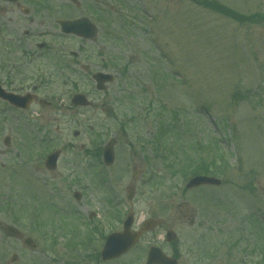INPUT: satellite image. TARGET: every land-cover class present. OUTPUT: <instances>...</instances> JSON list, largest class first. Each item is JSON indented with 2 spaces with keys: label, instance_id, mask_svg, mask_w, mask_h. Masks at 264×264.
<instances>
[{
  "label": "rangeland",
  "instance_id": "obj_1",
  "mask_svg": "<svg viewBox=\"0 0 264 264\" xmlns=\"http://www.w3.org/2000/svg\"><path fill=\"white\" fill-rule=\"evenodd\" d=\"M36 1L51 7L46 24H41V14V21L30 27L40 32L32 38L52 46L49 55L38 53L37 63H50L47 74L38 75L50 81L48 87L62 99L69 102L79 88L94 104L68 112L61 107L59 122L25 128V141L0 119V224L16 222L38 247H21L5 238L0 227V264H12L13 254L19 256L13 264H96L88 256L102 244L74 248L68 234L86 233L81 223H88L87 212L97 210L99 219L106 218L102 200L110 191L122 219L129 211L137 218L159 214L161 203L173 196L187 202L192 213L195 198L186 188L192 169L185 170L202 158L218 169L214 175L222 180L219 190L227 197L224 208L230 221L224 218L221 224L234 229L236 218L250 212L253 200L239 190L246 181L254 180L264 211V0H78L81 6L70 0ZM16 14L0 19V28L15 30ZM79 16L98 25L97 39L62 35L58 21ZM61 60L79 70L82 64L92 69L71 85L66 82L70 74L58 76V68H51ZM101 69L115 76L105 93L96 91L91 77ZM52 134H58L55 143L63 149L54 172L37 153L31 160L27 156L32 149L49 152ZM3 136L10 137V145L2 144ZM113 138L112 179L96 190L95 174L100 171L92 165L99 158L93 151ZM4 163L7 167L2 168ZM135 168L140 170L136 181ZM128 185L136 190L132 201L127 200ZM78 188L87 189L81 200L74 197ZM9 205L15 207L14 217H8Z\"/></svg>",
  "mask_w": 264,
  "mask_h": 264
},
{
  "label": "flooded vegetation",
  "instance_id": "obj_2",
  "mask_svg": "<svg viewBox=\"0 0 264 264\" xmlns=\"http://www.w3.org/2000/svg\"><path fill=\"white\" fill-rule=\"evenodd\" d=\"M30 2L33 3L34 0H16L14 3L7 0H0V19L3 20L4 16L9 13L17 12L16 16H14V21L12 20V26L16 28L15 30L7 28L4 30L0 28V93L7 92L6 94L14 95L18 99L23 98V96L25 97V99H21L23 105H25L23 107L15 106L10 99L4 101V99L0 98V106L5 110V112L1 114L2 116L0 119L8 121L9 130L15 129L13 132L19 137L20 141H25V137L29 135L24 133L25 128L40 129L41 126H50L51 124L59 122L58 119L59 116H61V109L67 112L74 109H91V107L81 108L72 103L69 104L67 99H62V96H60L61 100L60 97L55 94V91L48 87L50 81L48 82L42 75H38L47 74V71L50 70L48 67L50 63L47 65H40L37 63L36 58L39 55L38 53L39 51H46L47 53L44 56H47L49 55L48 50L51 49L52 46L48 42L46 43L45 41H38L32 38V36H38L40 33L35 32L30 27L41 21L39 17L41 14L44 16L41 24H46V13L51 11V7L48 5H41L42 2H38V5L35 6H29ZM3 4L9 7L1 6ZM1 44H3L2 48ZM73 55L76 57V54L73 53ZM69 63V67L64 66L66 64H63L61 60L57 65L54 63L51 68H58V76L60 74L59 71H66L67 74H70L73 73V67L71 61H69ZM77 71L74 78L78 79H80L81 76H86L89 72L84 70L80 72ZM53 74L54 72H49V75L53 76ZM66 80V82H69L71 85L73 84V78H71V76ZM62 95L65 96V94ZM104 109L107 111V108L104 107ZM56 135L58 134H52V136L48 138V142L52 144V149L49 152L32 149L27 152L28 158L31 160L38 154L41 159L45 158V163L46 157L57 150L56 148L58 146L55 142L59 139V136L57 137ZM39 142H41L40 136ZM8 143L10 145V139ZM61 150L63 151L62 148ZM98 152V149L97 151L95 150L93 153L94 158ZM33 153L37 154L34 155ZM1 154H4L3 150H0V155ZM5 164L6 163L2 165V168L7 167ZM45 166L50 170L46 163ZM93 168L96 172L100 171L98 174H95L96 183L94 186L96 185V190L98 188L104 189L108 180L112 179L109 168L103 167L101 161L95 162L92 165V169ZM241 168L240 171L244 169L243 166ZM137 170L138 172L140 171L135 168V171ZM138 172L137 175H133V178L138 177ZM200 175L212 176L210 169L201 166L196 168L193 167L191 176L197 177ZM78 181L81 180L78 179ZM86 187L89 188L90 185ZM222 187L223 185L221 182L220 185L202 184L201 186L189 190V192L193 193V197L195 198L193 202L195 207L192 213L188 212L190 208H188L187 202L182 203L177 201L175 196L168 199L167 203H161V211L159 214L150 212L142 218H137L134 211H129L133 212L134 215V223L132 225L133 231L140 230L147 221H149L146 225L148 229L142 233L141 237L136 241L137 243L129 251L119 257L110 258L109 260L104 259L101 254L105 246L106 237L111 232H119V221L123 220L122 222L124 224L125 219H122L120 214L118 215V212L114 210L113 207L116 205L115 197L107 190L109 194L102 200L107 207L106 210L108 214L106 218L99 219L101 214L97 210L87 212V216L84 220H87L88 223H81L83 224L82 227L84 224L86 225V228L83 227L86 233L73 235L71 231L68 234L72 236L71 241H73L76 246H74L73 243H69L68 245L72 249L77 247L78 244L87 249H93L95 247L93 242L98 241L102 244V247L100 246V251H96L93 255L88 256V258L96 261V264H264V211L254 180L251 182L246 181L240 186V194L244 192L248 198L253 200V204L247 207L248 210L250 209L249 213H245L243 215L244 217L239 216L236 218L238 220V226L234 229L226 228L225 222L223 224L220 223L221 219H228L226 217L228 214L225 213L228 210L224 208V205L228 202L225 201L227 197L223 195V191L219 190ZM85 188H78L74 192L75 194H79V200H81L83 196H86L87 189L85 190ZM133 190L134 193L136 191L134 187ZM163 195L165 198L164 192ZM197 195L201 197V199L210 198V200L205 202L202 201L201 203ZM222 196L224 198H222ZM132 199L129 201H132ZM172 202L173 204H171ZM208 205L211 209L206 210ZM8 207V217H14L15 207L13 205H9ZM214 210H217L214 212V214H217L216 216L213 215ZM202 212L208 215L204 216ZM218 214L223 216L221 217ZM39 218L42 220L44 219L41 216H38V219ZM37 224L38 221L35 227ZM89 224L92 225L93 228L87 229L91 227L88 226ZM185 224H188V226L193 229V232L188 233V230L184 226ZM8 226H12L18 229V231L20 230L21 233L16 234L10 231L7 228ZM61 226L64 225L61 224L60 227ZM0 227L5 238L16 241L21 247H25L26 237H31L29 234L23 233L21 229L18 228L16 222L5 225L0 224ZM105 229L108 231L105 232ZM161 232L162 235L160 234ZM31 238L34 240L33 237ZM34 243L31 241V244L34 245ZM51 243L55 244V241L52 240ZM3 244L4 242L0 240V246ZM35 245L37 247V243H35ZM151 253L152 257L149 261ZM18 259L19 256L13 254L10 258V263L13 264L17 262Z\"/></svg>",
  "mask_w": 264,
  "mask_h": 264
},
{
  "label": "water",
  "instance_id": "obj_3",
  "mask_svg": "<svg viewBox=\"0 0 264 264\" xmlns=\"http://www.w3.org/2000/svg\"><path fill=\"white\" fill-rule=\"evenodd\" d=\"M61 26H63V30L65 32L67 33L72 32V33H75L76 35L83 36L86 39L96 37L95 35L96 27L93 24H91L89 20H77V22H67V23L62 22ZM94 77L98 82L99 89L104 88L103 82L105 81L111 82L114 79L113 76L103 73V72L94 75ZM73 99H74L73 100L74 103H77L79 105L89 104V102L87 101V98H85V96L82 94L76 95ZM113 144H114V141L110 142L105 147L104 158L108 164H111L114 160L113 159V154H114ZM56 158H57V154H53V156L50 157V161L55 164ZM202 183L219 184L220 181L215 177L209 178L206 176H200V177L191 179L190 182L187 184V187L191 188L192 186L201 185ZM125 222L126 223H125L124 229L122 232H120V234L115 233V234L110 235L107 238V241L105 243L106 246L102 251L104 259H110L113 257L121 256V254H123L124 252H126L127 250L131 248V246L135 243V240L138 239L139 235L141 234V232L140 233L130 232L129 229L132 223L131 217H129V219H127ZM28 240H31V239H28Z\"/></svg>",
  "mask_w": 264,
  "mask_h": 264
}]
</instances>
